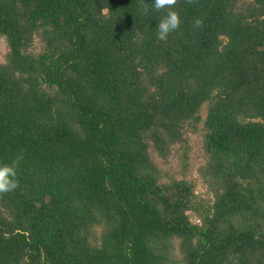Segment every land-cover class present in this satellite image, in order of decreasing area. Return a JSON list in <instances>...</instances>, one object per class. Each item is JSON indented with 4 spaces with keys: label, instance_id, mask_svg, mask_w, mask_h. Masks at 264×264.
I'll return each instance as SVG.
<instances>
[{
    "label": "trees",
    "instance_id": "obj_1",
    "mask_svg": "<svg viewBox=\"0 0 264 264\" xmlns=\"http://www.w3.org/2000/svg\"><path fill=\"white\" fill-rule=\"evenodd\" d=\"M174 7L160 40L153 0H0V264H264V0ZM206 101L209 205L151 154Z\"/></svg>",
    "mask_w": 264,
    "mask_h": 264
},
{
    "label": "rangeland",
    "instance_id": "obj_2",
    "mask_svg": "<svg viewBox=\"0 0 264 264\" xmlns=\"http://www.w3.org/2000/svg\"><path fill=\"white\" fill-rule=\"evenodd\" d=\"M44 47V43L39 36L34 40L30 47L31 51L39 52ZM9 50V45L6 37L0 36V61H6V54ZM208 101L202 104L200 113L202 120L198 123L196 131L190 130L187 127L186 134L189 137L188 145L177 142L172 146L171 154L168 158L160 156L153 148L151 154L156 163L163 171V180H169L170 177L182 178L186 177L195 183L196 195L198 200L204 204H211L214 200L213 193L204 182L199 173V168L205 163L206 155L204 151V118L208 111ZM187 150V155L185 154ZM191 219L194 222H199L200 217L193 211H189ZM101 227H95V232L99 234ZM181 264V263H180Z\"/></svg>",
    "mask_w": 264,
    "mask_h": 264
},
{
    "label": "clouds",
    "instance_id": "obj_3",
    "mask_svg": "<svg viewBox=\"0 0 264 264\" xmlns=\"http://www.w3.org/2000/svg\"><path fill=\"white\" fill-rule=\"evenodd\" d=\"M176 0H153L156 9H164L165 14L158 19L156 35L160 40H166L173 30L181 23V14L174 7ZM148 9H145L147 12ZM199 25L201 21L196 19ZM19 183L16 162L0 161V192H7L15 189Z\"/></svg>",
    "mask_w": 264,
    "mask_h": 264
}]
</instances>
